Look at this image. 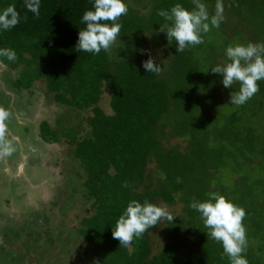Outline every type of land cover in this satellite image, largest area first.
<instances>
[{
    "label": "trees",
    "instance_id": "trees-1",
    "mask_svg": "<svg viewBox=\"0 0 264 264\" xmlns=\"http://www.w3.org/2000/svg\"><path fill=\"white\" fill-rule=\"evenodd\" d=\"M123 2L128 12L117 21L120 35L108 51L95 54L76 48L78 33L86 28L83 14L94 11V0H40L38 17L24 0H0V11L14 5L20 15L15 27L0 29V49H11L17 57L14 62L0 57V63L20 67L19 88L41 81L59 106L90 112L83 135L76 123L64 132L71 147L65 158L82 172L65 179L63 195L56 187L60 202L52 206L64 213L90 206L65 240L91 246L96 258L86 264H230L189 206L208 201L214 192L245 210L242 255L248 264H264V80L257 82L259 91L251 99L237 106L229 99L239 85L224 88L223 77L210 70L228 62L230 45L264 44V0H223L219 28L183 52L158 32L166 21L157 13L177 3L191 11L192 0ZM201 2L214 15L216 0ZM149 56L162 69L158 75L141 66ZM104 91L111 114L98 106ZM40 131L56 136L46 124ZM133 200L179 210H170L172 223L161 221L134 237L128 249L112 238V229ZM161 224L166 241L154 254L151 233ZM22 231L14 228L10 237L21 239ZM38 237H26L24 251L43 242ZM52 240L46 233L48 249ZM44 254L36 248L32 259L39 263Z\"/></svg>",
    "mask_w": 264,
    "mask_h": 264
},
{
    "label": "rangeland",
    "instance_id": "rangeland-1",
    "mask_svg": "<svg viewBox=\"0 0 264 264\" xmlns=\"http://www.w3.org/2000/svg\"><path fill=\"white\" fill-rule=\"evenodd\" d=\"M154 56L161 58L156 51ZM20 72V67L9 69L0 63V107L12 114L7 121L8 139L15 138L13 144L16 149L10 157L0 160V264H86V261L96 258L95 251L83 241L75 244L66 241L65 236L83 216L89 214L90 206L84 204L82 211L76 209L64 213L52 203L60 202L57 199L59 189L62 195L65 193V179L70 174L77 177L82 172L73 160L65 158L71 147L64 132L70 125L77 124L79 135H83L89 109L80 112L68 106H59L45 84L38 80H32L29 89L19 88ZM98 106L106 114H111L108 91H104ZM44 124L55 137L41 133L40 127ZM159 206L166 207L164 204ZM166 208L169 212L179 210V207ZM14 228L23 229L20 234L23 238L10 237ZM164 230L161 224L151 233L154 254L165 244L166 240L162 239ZM46 233H50L53 240L56 234H60V242L55 240L53 247L48 249V244L44 242ZM5 234L10 238H5ZM24 235L31 239L39 236L38 239L43 242H33V247L24 251L22 245L28 239ZM36 248L46 254L49 251V256L45 259L44 254L39 263L32 259Z\"/></svg>",
    "mask_w": 264,
    "mask_h": 264
},
{
    "label": "clouds",
    "instance_id": "clouds-1",
    "mask_svg": "<svg viewBox=\"0 0 264 264\" xmlns=\"http://www.w3.org/2000/svg\"><path fill=\"white\" fill-rule=\"evenodd\" d=\"M192 4L194 8L191 11L177 3L170 10H160L157 13L166 21L159 27L158 32L165 33L169 45L175 42L176 52L202 44V34L208 33L212 28H219L223 20V0H216L215 13L211 16L201 0H192ZM24 6L39 16L40 0H24ZM127 12L128 8L123 0H94V11H86L82 17L86 28L78 33L77 51L95 54L101 49L108 51L120 35L121 25L117 21ZM19 22L20 15L14 5L0 11V29L7 31ZM225 56L228 61L226 64L216 65L210 70L223 77L221 83L224 88H232L233 84L239 85L238 91L230 93L229 103L240 106L259 91L257 82L264 80V44L230 45L225 49ZM0 57H6L13 62L17 59L16 53L8 48L0 49ZM141 66L146 72L157 75L162 71L151 56ZM11 115L10 111L0 107V160L10 157L16 151L13 144L15 138L8 139L7 121ZM123 186L129 185L125 183ZM209 196L208 201L194 200L189 206L200 214L204 227L208 229L207 236L222 245V258L227 256L230 264H248L242 255L247 247L246 229L243 225L245 210L217 193H210ZM174 218L166 207L147 201L141 204L133 200L116 221L112 238L119 245L131 249L134 237H141L161 221L172 223Z\"/></svg>",
    "mask_w": 264,
    "mask_h": 264
},
{
    "label": "crops",
    "instance_id": "crops-1",
    "mask_svg": "<svg viewBox=\"0 0 264 264\" xmlns=\"http://www.w3.org/2000/svg\"><path fill=\"white\" fill-rule=\"evenodd\" d=\"M16 154V153H15Z\"/></svg>",
    "mask_w": 264,
    "mask_h": 264
}]
</instances>
